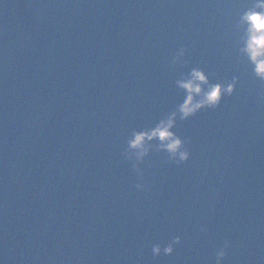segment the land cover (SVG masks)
Masks as SVG:
<instances>
[{"label": "water", "instance_id": "1", "mask_svg": "<svg viewBox=\"0 0 264 264\" xmlns=\"http://www.w3.org/2000/svg\"><path fill=\"white\" fill-rule=\"evenodd\" d=\"M251 2L0 0V264H216L226 239L222 264H264V81L234 31ZM198 67L236 91L177 117L187 162L150 142L137 191L127 140Z\"/></svg>", "mask_w": 264, "mask_h": 264}, {"label": "clouds", "instance_id": "2", "mask_svg": "<svg viewBox=\"0 0 264 264\" xmlns=\"http://www.w3.org/2000/svg\"><path fill=\"white\" fill-rule=\"evenodd\" d=\"M234 31L238 33L237 40V59H243L250 66L252 74L259 81H264V0H252L239 15L234 24ZM186 49L181 47L176 53L173 63L184 56ZM239 77L233 76L231 80L211 83L209 75L202 68H194L190 73V78L184 77L177 81V85L187 90L184 102L178 104L166 118L161 119L155 127L145 131L134 132L127 140L128 149L135 157L134 168L137 171V182L134 187L137 191H146L149 187L145 180V173L138 167L143 162V158L148 156L152 150L150 144L153 140H159V150L168 153L169 157L177 165L187 162L190 158V151L185 147L186 143H191L189 138L182 139L172 129L176 126L177 117L181 121H187L196 116L201 110L215 109L219 107L225 95L231 96L236 91ZM208 85L205 90L202 85ZM200 231L206 232L207 229L201 226ZM181 236L172 237L171 241L162 246L160 243L152 245L153 256L163 253L171 256L175 250V245L181 243ZM231 241L225 240L222 247L216 252V264H222L227 250L231 248Z\"/></svg>", "mask_w": 264, "mask_h": 264}]
</instances>
